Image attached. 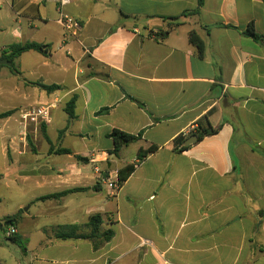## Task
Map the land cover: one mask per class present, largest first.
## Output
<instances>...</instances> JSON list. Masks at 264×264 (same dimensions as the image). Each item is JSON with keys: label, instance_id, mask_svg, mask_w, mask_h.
I'll return each instance as SVG.
<instances>
[{"label": "crops", "instance_id": "crops-1", "mask_svg": "<svg viewBox=\"0 0 264 264\" xmlns=\"http://www.w3.org/2000/svg\"><path fill=\"white\" fill-rule=\"evenodd\" d=\"M197 2L71 0L62 12L83 28L65 41L57 0H0V60L43 47L0 65L3 180L19 198L6 218L28 264H264V0H204L168 20ZM56 101L51 124L24 129L25 108ZM205 117L212 132L185 146ZM114 130L140 139L111 154ZM149 148L113 195L102 177ZM95 215L111 241L57 238L61 226L88 234Z\"/></svg>", "mask_w": 264, "mask_h": 264}, {"label": "trees", "instance_id": "trees-1", "mask_svg": "<svg viewBox=\"0 0 264 264\" xmlns=\"http://www.w3.org/2000/svg\"><path fill=\"white\" fill-rule=\"evenodd\" d=\"M204 4V0H198L197 2V8L195 10L186 12L183 14L181 17H176V18H169L168 20L171 21L175 26H179L181 24V18L186 17L189 14L191 15H198L200 13V9ZM249 34L252 35L255 39H260L261 37L257 35L254 31L253 24L250 25ZM189 41L190 43L197 49L198 56L200 58L204 57V52H205V42L201 39V37L195 32L192 31L189 34ZM10 53L7 54L4 52L1 56L2 60L9 61L10 63L14 62V59L24 52L34 50V51H42L43 47L37 43H26L24 45L21 44H14L9 47ZM1 67V66H0ZM14 67V66H13ZM13 67L11 69L13 70ZM35 86H38L39 88L45 90L48 93H52L56 90L59 89V86L52 85V86H47L41 83H34ZM74 106H75V100H71L67 105H66V112L69 116L70 119L74 117ZM12 115V111L9 112H4L0 114V119H5ZM44 128V126L42 127ZM209 130H212V127L208 121V118L205 117L202 120L199 121L198 123V129L196 130L195 134L198 136V141L202 140L205 136H207V133ZM44 132V130H43ZM216 132L213 131V134ZM113 139L114 142V149L111 151V154L118 155L120 149L125 146L129 145L130 143H134L137 140L140 139V136H134L130 134H126L124 132H121L119 130H114L111 133L110 136ZM184 142V138L182 136L178 137L175 141V145H181ZM156 148H149L148 150H139L138 154V159L143 160L146 158L150 153L154 152ZM187 149V147H181V151ZM136 168L135 165H128L125 168L121 169L118 171V179H119V184L122 186L124 182L129 178V176L133 173L134 169ZM79 190H71L68 192H63L59 193L56 195L49 196L48 198H54V197H59L62 195H65L67 193L75 192ZM46 199V198H43ZM261 215H264V212L260 213ZM9 220H6L5 223H7ZM103 223V217L101 215H95L90 217L89 222L87 224L88 228L90 229V232L88 234H80L78 233L80 227L77 225H72V226H61L58 228V234L57 238L62 239V240H67V239H89L94 242V240L98 238H102V242L106 243L112 240L114 237V233L112 230H107L103 231L101 229V225ZM94 247L97 248L98 245L96 243H93Z\"/></svg>", "mask_w": 264, "mask_h": 264}, {"label": "built area", "instance_id": "built-area-1", "mask_svg": "<svg viewBox=\"0 0 264 264\" xmlns=\"http://www.w3.org/2000/svg\"><path fill=\"white\" fill-rule=\"evenodd\" d=\"M57 2L60 9V18L58 22L63 29L64 40L65 41L78 40L83 28L81 22L71 17L70 15H67L62 12V9L64 7L71 4V0H57ZM57 103L58 101L50 104H43V105L31 106L25 108L21 112V116H20L21 125L24 127L25 130H27L29 125L41 127L43 125L51 124L52 116H53L52 114L53 111L57 108ZM142 161L143 160L138 159L137 162H135L133 165L137 167L138 165L141 164ZM95 172L97 174H102L100 168H95ZM102 180L109 186L113 195H116V193L121 188L119 184L118 173H115L112 177L109 175L108 178L102 177ZM16 233L17 230L15 228L9 227L6 234L8 237H11Z\"/></svg>", "mask_w": 264, "mask_h": 264}, {"label": "rangeland", "instance_id": "rangeland-1", "mask_svg": "<svg viewBox=\"0 0 264 264\" xmlns=\"http://www.w3.org/2000/svg\"><path fill=\"white\" fill-rule=\"evenodd\" d=\"M3 68L5 73L10 70L6 66ZM3 138L4 134H0V149L4 141ZM5 167L6 162L0 153V176L2 177V179H0V258L6 264H28V258L31 257V253L25 251L26 246L17 239L8 237L6 234L9 228V226L4 225L6 220H9V218H6V216L9 213H13V211L17 210V200L19 198H13L12 196L9 197L10 194L7 193L5 181L3 180V178H6L8 174ZM25 209L26 208H23L21 213H24ZM3 226L5 227L6 231L2 229Z\"/></svg>", "mask_w": 264, "mask_h": 264}, {"label": "water", "instance_id": "water-1", "mask_svg": "<svg viewBox=\"0 0 264 264\" xmlns=\"http://www.w3.org/2000/svg\"><path fill=\"white\" fill-rule=\"evenodd\" d=\"M0 65H7V66H11V63L9 61H6V60H0ZM209 132L211 133L212 130H209ZM198 141V137L196 135H194L193 137H191L186 143H185V146H189L195 142ZM11 223L8 222L7 223V226H10Z\"/></svg>", "mask_w": 264, "mask_h": 264}]
</instances>
